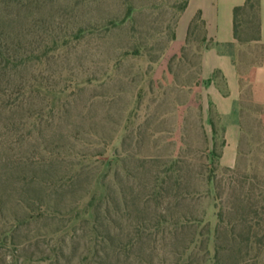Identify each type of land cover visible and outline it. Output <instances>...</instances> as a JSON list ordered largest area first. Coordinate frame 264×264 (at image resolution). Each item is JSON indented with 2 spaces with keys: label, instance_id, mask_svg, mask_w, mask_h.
Returning a JSON list of instances; mask_svg holds the SVG:
<instances>
[{
  "label": "rangeland",
  "instance_id": "obj_1",
  "mask_svg": "<svg viewBox=\"0 0 264 264\" xmlns=\"http://www.w3.org/2000/svg\"><path fill=\"white\" fill-rule=\"evenodd\" d=\"M184 1L129 0L131 17L121 23L123 0H0V264H49L37 260L60 246L67 259L59 264H81L88 255L89 230L66 229L70 216L25 224L10 239L5 232L29 199L61 208L88 191L101 195L96 181L104 173L116 193V178L133 167L129 155L207 164L211 150L220 152L224 136L204 107L200 46L170 51ZM255 52H240L246 71ZM244 105L237 174L218 176L227 184L249 176L264 191V136L256 108ZM117 261L112 253L108 262Z\"/></svg>",
  "mask_w": 264,
  "mask_h": 264
},
{
  "label": "trees",
  "instance_id": "obj_2",
  "mask_svg": "<svg viewBox=\"0 0 264 264\" xmlns=\"http://www.w3.org/2000/svg\"><path fill=\"white\" fill-rule=\"evenodd\" d=\"M123 2L128 7L121 23L132 14L129 0ZM188 2L181 5L178 18ZM233 26L241 46L258 43L260 0H245L242 6L234 8ZM242 35L247 38L242 39ZM175 38L176 31L172 41ZM191 43L200 46L201 57L208 41L200 16L189 27L185 46ZM2 56L6 63L11 61L9 54ZM33 58L30 55L26 61ZM214 77L219 79V73ZM220 86L224 87L223 79ZM210 125L215 148L216 129L211 120ZM224 145L223 137L220 152L211 150L207 154V164L200 158L129 155L127 161L133 167L125 169L121 179L116 178V193L107 183L108 173H104L103 179L96 181L104 189L103 194L88 191L89 201L84 206L80 202L87 193L61 208L51 199L31 198L23 205V217L14 219L10 231L5 233L13 239L17 229L25 224L70 216L66 229L69 227L74 234L89 230L88 255L81 264H110L112 253L118 257L117 264H264V191L251 185L249 176L231 178L228 184L225 177L218 176L219 171L237 174V165L220 166ZM206 198L210 200L204 206ZM2 243L7 244V240ZM66 259L60 246L59 252L53 249L51 255L37 261L59 264Z\"/></svg>",
  "mask_w": 264,
  "mask_h": 264
},
{
  "label": "crops",
  "instance_id": "obj_3",
  "mask_svg": "<svg viewBox=\"0 0 264 264\" xmlns=\"http://www.w3.org/2000/svg\"><path fill=\"white\" fill-rule=\"evenodd\" d=\"M244 3L245 0H189L178 18L176 38L170 47L173 55L179 54L192 21L200 16L205 22L208 41L200 57V75L205 85L204 107L213 109L217 124L223 130L222 168H234L238 163L247 118L245 102L256 108L264 136V0H260L261 39L247 47L237 42L233 26V10ZM246 48L256 51L248 71L242 68L245 65L240 53ZM216 73L219 79H215ZM222 79L223 88L220 86Z\"/></svg>",
  "mask_w": 264,
  "mask_h": 264
}]
</instances>
